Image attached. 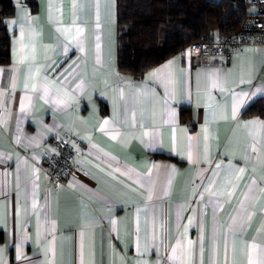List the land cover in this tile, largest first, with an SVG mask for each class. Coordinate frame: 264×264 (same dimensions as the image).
Listing matches in <instances>:
<instances>
[{
  "label": "crops",
  "instance_id": "0c3cea01",
  "mask_svg": "<svg viewBox=\"0 0 264 264\" xmlns=\"http://www.w3.org/2000/svg\"><path fill=\"white\" fill-rule=\"evenodd\" d=\"M15 5L0 64V264H248L252 244L261 264L264 194L241 201L264 188V126L245 127L264 122V92L248 99L264 88V44L206 65L179 51L135 79L116 66V0ZM54 133L78 138L90 174L52 189L40 163ZM228 180L230 198L210 194Z\"/></svg>",
  "mask_w": 264,
  "mask_h": 264
},
{
  "label": "trees",
  "instance_id": "16d2710c",
  "mask_svg": "<svg viewBox=\"0 0 264 264\" xmlns=\"http://www.w3.org/2000/svg\"><path fill=\"white\" fill-rule=\"evenodd\" d=\"M15 1L0 0V64L9 61L5 19L14 14ZM245 13L244 0H116L117 70L139 78L192 40L232 32ZM184 110L180 112L186 119L189 109Z\"/></svg>",
  "mask_w": 264,
  "mask_h": 264
},
{
  "label": "built area",
  "instance_id": "2783aa9c",
  "mask_svg": "<svg viewBox=\"0 0 264 264\" xmlns=\"http://www.w3.org/2000/svg\"><path fill=\"white\" fill-rule=\"evenodd\" d=\"M245 16L241 24L232 32L213 37L209 40L196 39L184 48L183 55L199 57L202 64H210L213 57L228 58L233 52L242 50L247 45L264 44V0H244ZM52 150L41 160V170L49 179V187L57 188L70 174L89 175L87 167L76 162L79 152L76 145L79 140L75 135L63 136L54 133L50 137Z\"/></svg>",
  "mask_w": 264,
  "mask_h": 264
},
{
  "label": "snow or ice",
  "instance_id": "6c2138e0",
  "mask_svg": "<svg viewBox=\"0 0 264 264\" xmlns=\"http://www.w3.org/2000/svg\"><path fill=\"white\" fill-rule=\"evenodd\" d=\"M12 23H15L14 21ZM97 27H99V25H97ZM84 29L83 28H77V35L81 36L83 35ZM98 39V38H97ZM97 48H99V44H97ZM177 59H179V57H177ZM175 63V60H171L169 61L167 64H165L163 67L164 68H169L172 64ZM0 71H3V69H0ZM161 70L157 69L156 71L149 73V78L156 76ZM215 75V74H214ZM242 83L245 81H241ZM250 82V81H249ZM221 81L219 79V77L216 78V80L214 81V86H220ZM33 90H35V85H33ZM45 94H47L48 88L47 86L44 89ZM262 92H264V88H257L255 92L252 93V95L250 97H248L249 100H252L255 96L261 94ZM244 95H238L235 99V102L233 104V116L235 117L236 113L239 111V109L241 108L242 105L245 104V98ZM105 124H107L108 122L105 121ZM257 123H262V126H264V122H258V121H249L245 124V127L248 126V124H257ZM205 139H207V137H205ZM253 151H255V148H253ZM191 158V157H190ZM217 168H220V165L217 164ZM245 169L243 168H235L234 172L236 173L235 179L239 180L241 175L244 173ZM236 184L233 182V180H228L226 182V190L224 192H211L210 194L212 196H225L226 198H230L233 194H234V190L236 188ZM205 192H209V188H205ZM257 192H260L262 194H264V188H258L257 185L255 184V181H253V183L251 185L248 186V192L245 193V200L241 201V206L243 207L246 203H250L252 201L255 200L256 198V194ZM217 207H219V204H217ZM250 218V215L249 217ZM243 223H238L237 227H243ZM189 245H191V241L188 242ZM257 250V245L256 244H252L250 246H248V264H252V257L254 252ZM176 249L173 248V254L175 255ZM261 264H264V261L261 262Z\"/></svg>",
  "mask_w": 264,
  "mask_h": 264
},
{
  "label": "bare ground",
  "instance_id": "6f19581e",
  "mask_svg": "<svg viewBox=\"0 0 264 264\" xmlns=\"http://www.w3.org/2000/svg\"><path fill=\"white\" fill-rule=\"evenodd\" d=\"M219 36V35H218ZM216 37V36H215Z\"/></svg>",
  "mask_w": 264,
  "mask_h": 264
}]
</instances>
